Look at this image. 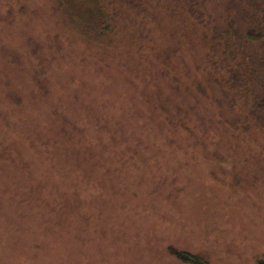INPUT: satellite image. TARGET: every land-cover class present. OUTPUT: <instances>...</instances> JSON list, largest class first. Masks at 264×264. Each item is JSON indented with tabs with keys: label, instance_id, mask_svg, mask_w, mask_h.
<instances>
[{
	"label": "rangeland",
	"instance_id": "obj_1",
	"mask_svg": "<svg viewBox=\"0 0 264 264\" xmlns=\"http://www.w3.org/2000/svg\"><path fill=\"white\" fill-rule=\"evenodd\" d=\"M127 38L97 46L52 0H0V264H180L170 247L253 264L264 248V178L208 188L184 134L170 130L179 150L164 138L161 91L149 64L130 71ZM205 129L239 159L234 138ZM132 151L151 158L143 180L122 163Z\"/></svg>",
	"mask_w": 264,
	"mask_h": 264
},
{
	"label": "trees",
	"instance_id": "obj_2",
	"mask_svg": "<svg viewBox=\"0 0 264 264\" xmlns=\"http://www.w3.org/2000/svg\"><path fill=\"white\" fill-rule=\"evenodd\" d=\"M52 1L85 42L102 46L111 43L107 37L112 34L128 36L126 56L132 47L137 53L134 59L129 57L135 64L130 71L137 64L143 70L144 63L149 64L145 67L152 75L149 85L161 91L163 108L156 114L167 126L164 138L171 142V131L184 134V149L194 150L193 160L204 168L209 189L220 184L236 194L264 178V0ZM40 89L47 93L41 84ZM220 124L225 132L219 130ZM200 126L229 135L244 152L232 159V146L221 152L220 141H205L197 132ZM171 143L179 147L177 138ZM211 144L216 146L213 151ZM205 150L212 156L200 159ZM133 152L124 153L122 163L129 161L143 180L144 166H153L148 164L151 158ZM164 170L172 173L171 168ZM190 175L191 169L186 172ZM168 254L180 264H211L200 253L170 247ZM253 264H264V248Z\"/></svg>",
	"mask_w": 264,
	"mask_h": 264
}]
</instances>
